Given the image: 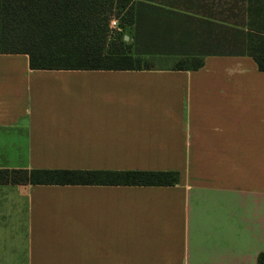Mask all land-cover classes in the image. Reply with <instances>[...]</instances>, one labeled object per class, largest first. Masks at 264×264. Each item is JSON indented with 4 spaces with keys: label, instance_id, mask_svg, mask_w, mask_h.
<instances>
[{
    "label": "crops",
    "instance_id": "obj_1",
    "mask_svg": "<svg viewBox=\"0 0 264 264\" xmlns=\"http://www.w3.org/2000/svg\"><path fill=\"white\" fill-rule=\"evenodd\" d=\"M247 0H134L142 70L0 53V168L176 172L172 185L0 184V264H258L264 72ZM113 33V32H112ZM201 57L197 70L179 58Z\"/></svg>",
    "mask_w": 264,
    "mask_h": 264
},
{
    "label": "trees",
    "instance_id": "obj_2",
    "mask_svg": "<svg viewBox=\"0 0 264 264\" xmlns=\"http://www.w3.org/2000/svg\"><path fill=\"white\" fill-rule=\"evenodd\" d=\"M247 53L264 72V0H247ZM120 31L108 43L110 20ZM134 0H0V53L27 54L34 70L150 69L125 36L132 34ZM201 57L179 58L177 70H197ZM176 172L0 168V184L172 185ZM264 264V253L258 257Z\"/></svg>",
    "mask_w": 264,
    "mask_h": 264
},
{
    "label": "rangeland",
    "instance_id": "obj_3",
    "mask_svg": "<svg viewBox=\"0 0 264 264\" xmlns=\"http://www.w3.org/2000/svg\"><path fill=\"white\" fill-rule=\"evenodd\" d=\"M114 19H117L116 17H112L111 18V20H110V22L112 21V20H114ZM118 20V19H117ZM111 23H110V25H109V29L111 30V31H113V33L112 32H110V34L108 35V43L109 42H112V37H116V34L115 33H117L118 31H116V30H113V29H111Z\"/></svg>",
    "mask_w": 264,
    "mask_h": 264
},
{
    "label": "built area",
    "instance_id": "obj_4",
    "mask_svg": "<svg viewBox=\"0 0 264 264\" xmlns=\"http://www.w3.org/2000/svg\"><path fill=\"white\" fill-rule=\"evenodd\" d=\"M110 23H111V26H110L111 29L116 30V31H120L119 22L117 19L112 20Z\"/></svg>",
    "mask_w": 264,
    "mask_h": 264
}]
</instances>
